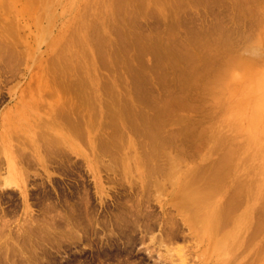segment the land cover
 Segmentation results:
<instances>
[{"label":"rangeland","instance_id":"rangeland-1","mask_svg":"<svg viewBox=\"0 0 264 264\" xmlns=\"http://www.w3.org/2000/svg\"><path fill=\"white\" fill-rule=\"evenodd\" d=\"M55 2L53 45L0 19V139L26 189L0 150V264H264V110L231 112L264 72V0Z\"/></svg>","mask_w":264,"mask_h":264},{"label":"bare ground","instance_id":"bare-ground-1","mask_svg":"<svg viewBox=\"0 0 264 264\" xmlns=\"http://www.w3.org/2000/svg\"><path fill=\"white\" fill-rule=\"evenodd\" d=\"M17 1H22L24 5L23 9L21 11H18L16 9V4ZM56 0H0V19H3L6 21V30L3 29V31L5 30L8 31L7 34L9 33H16V31L24 26V21L27 23L29 22L30 24V27H34V37H36L35 39L37 40L36 42L38 41H41V42H46V45H53V43H57V40L55 38V35L54 37L51 35L52 33V25L53 24V19H54V11H53V4ZM63 1V0H62ZM148 2V1H147ZM56 3V2H55ZM61 3V2H60ZM56 5V4H55ZM69 5V4H68ZM20 6V4H19ZM65 6V4H64ZM63 6V7H64ZM71 6V5H70ZM68 7V6H67ZM129 9V8H128ZM72 10V9H71ZM106 10V9H105ZM64 12V11H63ZM110 13V12H109ZM57 14V12H56ZM6 17H8L6 19ZM21 20H20V19ZM59 19V18H58ZM2 21V20H1ZM22 21V22H21ZM21 22V23H20ZM4 23V22H3ZM55 23V22H54ZM85 24V23H84ZM79 25V24H78ZM56 26V25H55ZM26 27V26H24ZM27 28V27H26ZM23 29V27H22ZM54 29V27H53ZM33 30V29H32ZM62 30V29H61ZM59 30V32L61 31ZM2 31V32H3ZM19 31V30H18ZM80 31V30H79ZM58 32V31H57ZM58 32V34H59ZM75 32V31H74ZM79 33V32H78ZM110 33V32H109ZM53 34V33H52ZM86 34V33H85ZM88 34V33H87ZM4 35V34H3ZM70 35V34H69ZM76 35V34H75ZM81 35V34H80ZM9 36H11V34H9ZM59 36H61L59 34ZM58 36V37H59ZM87 36V35H86ZM57 37V36H56ZM57 37V38H58ZM66 37V36H65ZM68 37V36H67ZM79 37H77L78 39ZM59 39V38H58ZM71 39V37H70ZM81 39V38H79ZM69 40V39H68ZM67 40V41H68ZM65 41V40H64ZM66 41V42H67ZM71 41V40H70ZM76 42V41H75ZM39 43V42H38ZM69 43V42H68ZM78 43V42H77ZM80 44V42H79ZM82 44V42H81ZM80 44V46H81ZM87 44V43H86ZM85 44V45H86ZM66 45V44H65ZM70 45V44H69ZM68 45V46H69ZM83 45V44H82ZM57 46V45H54V47ZM71 46V45H70ZM256 46V45H255ZM53 47V46H52ZM50 47V48H52ZM63 47V46H62ZM65 48V47H64ZM68 48V47H67ZM72 48V47H71ZM87 48V47H86ZM78 49V48H77ZM81 49V48H80ZM79 49V50H80ZM260 49V47L258 48ZM66 50V49H65ZM83 50V48H82ZM87 50V49H86ZM250 50H254L253 47L250 49ZM249 50V51H250ZM51 51V50H50ZM257 50H254L252 52V55L256 54L257 52H255ZM60 52V51H59ZM64 52V51H62ZM66 52H68L66 50ZM70 52V51H69ZM58 53V52H57ZM73 53V52H72ZM79 53V52H78ZM77 53V54H78ZM84 53V52H83ZM66 54V53H65ZM69 54V53H68ZM91 54V53H90ZM258 54V53H257ZM54 55V54H53ZM56 55V54H55ZM81 55V53H80ZM67 56V55H66ZM73 56V55H72ZM89 56V55H88ZM78 57V56H77ZM83 57V56H82ZM91 57V56H90ZM66 58V57H65ZM69 58V57H68ZM75 58V57H74ZM92 58V57H91ZM90 58V59H91ZM84 59H86L84 57ZM71 60V59H70ZM74 60V59H73ZM81 60V59H79ZM87 61V60H86ZM248 61V60H247ZM63 62V61H62ZM92 62V60H91ZM68 63V62H67ZM94 63V62H93ZM91 64V63H90ZM74 66V65H73ZM92 66H95L94 64ZM60 67V66H59ZM58 68V67H57ZM83 68V67H81ZM84 69V68H83ZM93 69V68H92ZM47 70V68H46ZM86 70V69H85ZM90 70V69H89ZM82 72V71H81ZM86 72V71H85ZM92 72V71H91ZM261 72V71H260ZM47 73V72H46ZM61 74V73H60ZM92 74V73H91ZM47 75V74H46ZM50 75V74H48ZM88 78V77H87ZM94 78V77H93ZM80 80V79H79ZM49 81V80H48ZM80 82V81H79ZM92 82V81H91ZM79 84V83H78ZM77 84V85H78ZM81 84V83H80ZM92 84V83H91ZM249 86V85H248ZM249 88V91H247L248 93L244 96V99L241 100L243 102L241 103H237L236 105H233L232 108H231V112L234 111L235 112V117L236 118H240V119H243L245 117V110H246V107H250V110H251V113H250V121L253 125H257L260 121H261V118H262V112L264 110V72H261L259 74V76H257V78L254 79L253 82H251V85ZM82 90V89H81ZM58 92V91H57ZM87 92V91H86ZM89 92V91H88ZM85 94V93H84ZM116 94V93H115ZM23 105V104H21ZM249 115V114H248ZM15 117V116H14ZM10 118V116H9ZM117 118V117H116ZM15 120V119H14ZM239 120V119H238ZM21 123V122H20ZM88 123V122H87ZM19 126V125H18ZM28 126V125H27ZM248 127V125H247ZM20 128V127H19ZM250 130V129H249ZM95 131V129H94ZM260 133L262 132H259L257 131V128H254L253 129V132L250 133V132H247L246 133V136H248V139H249V142L252 143V144H259L260 146V143H263L261 142V135ZM3 134V133H2ZM13 135V134H12ZM92 135V134H91ZM3 136H6V134ZM32 136V135H31ZM30 136V137H31ZM64 136V135H63ZM33 137V136H32ZM264 138V137H263ZM27 139V138H26ZM32 141V140H31ZM263 141V140H262ZM28 142V141H27ZM95 143V142H94ZM30 144V142L28 143ZM33 145V144H32ZM72 145V144H71ZM76 145V144H75ZM248 145V144H247ZM24 146V145H23ZM257 146V145H256ZM10 143L9 141H6L5 138H2L0 139V150L2 152V155L5 157L6 159V164H7V168H8V172L6 171V176L3 180V185L5 188H11V189H16L21 197L23 198V200H25V183H24V180L23 178H21L20 174L17 172L16 168H15V160H14V157L11 153V150H10ZM33 147V146H32ZM248 147V146H247ZM254 147V145H253ZM22 148V146H21ZM90 148V147H89ZM88 148V149H89ZM24 149V147H23ZM67 149V148H66ZM25 150V149H24ZM79 151H80V148H79ZM91 151V150H90ZM95 151V150H94ZM233 151V148H229V153H228V156H227V160H229L230 157H232V155L230 156V152ZM92 152V151H91ZM258 152V151H257ZM261 153V152H260ZM35 154V153H34ZM80 154V152H79ZM262 155V153H261ZM94 158V157H93ZM142 158V157H141ZM150 158V157H149ZM88 159V158H87ZM161 160V159H160ZM171 161V160H170ZM175 161V160H174ZM124 162V161H123ZM174 163V162H173ZM172 163V166L174 165ZM94 165V164H93ZM144 166V165H143ZM162 166V165H161ZM176 166V165H175ZM154 167V166H153ZM152 167V168H153ZM165 167V166H164ZM170 167V165H169ZM144 168V167H143ZM167 168V167H166ZM178 168V167H177ZM171 169V168H170ZM170 169L168 171H170ZM176 169V168H174ZM168 171H163L167 172ZM174 171V170H173ZM181 171V170H180ZM177 172V171H176ZM175 172V173H176ZM225 172V171H224ZM224 172H217L215 174V177H220L224 174ZM152 174V173H151ZM173 174V173H171ZM260 174L263 175V177L261 178L260 176V180H258L257 183H255V186H256V192L258 191V193H255L254 194V198L255 199H259L262 195V193L264 192V167H262L260 169ZM46 175V174H45ZM163 175V174H162ZM165 175V174H164ZM181 175H182V172H181ZM220 175V176H219ZM255 175V174H254ZM169 176V175H168ZM178 176V175H176ZM175 176V177H176ZM180 176V175H179ZM47 177V176H46ZM170 177V176H169ZM174 177V176H173ZM174 177V178H175ZM164 178V177H163ZM182 178H183V175H182ZM166 179V178H165ZM168 179V178H167ZM185 180V179H183ZM172 182V181H171ZM169 182V184L171 183ZM172 184V183H171ZM230 187V186H229ZM253 187V186H252ZM162 190V189H161ZM178 190L180 192H178ZM177 192L180 193L179 196L181 198V200L183 201V204H185V206H195L196 209L198 208H201V209H204L205 210V214L203 213V215L201 216H197L195 217V220L193 218V221L195 223H197V225L199 226L198 228H200L201 230V233H214L220 226V221H217V218H218V211H216L217 209L214 208V205H213V210L210 208V206L207 208L206 206L208 204H210L211 202L209 201V196L205 195V194H200L198 193L195 189H192V188H189L187 189V186L185 185L184 186H181L180 189L178 188ZM177 193V194H178ZM264 195V194H263ZM178 197V196H177ZM247 197V196H246ZM262 198V197H261ZM247 199V198H246ZM245 199V201H246ZM221 201V200H220ZM219 202V201H218ZM251 203H252V200H251ZM254 203V202H253ZM215 204V203H214ZM250 204V202H249ZM212 205V204H211ZM245 205V204H244ZM255 205V204H254ZM212 207V206H211ZM215 207H217V205H215ZM243 207V206H242ZM250 208H252L251 206H249ZM244 208V207H243ZM246 208H247V205H246ZM248 208V209H250ZM254 208V206H253ZM252 208V209H253ZM211 209V210H210ZM246 210L244 209V212ZM250 211V210H249ZM252 211V210H251ZM192 212V211H191ZM197 213V211H196ZM247 213V212H246ZM245 214V213H244ZM251 214V213H250ZM194 215L196 216V214L194 213ZM193 215V217H194ZM238 215V214H237ZM241 215V214H240ZM252 216V214H251ZM240 217V216H239ZM243 217V216H242ZM241 217V218H242ZM249 218V217H248ZM253 218V217H252ZM244 219V218H243ZM192 220V219H191ZM248 220V219H247ZM238 221V220H237ZM236 221V222H237ZM243 221V220H240V222ZM183 222V221H182ZM235 224V223H234ZM238 225V222L236 223ZM248 224V223H247ZM191 225V224H190ZM236 225V226H237ZM250 225V224H249ZM247 226V225H246ZM261 226V225H260ZM1 227V226H0ZM233 227V226H232ZM4 228V226H3ZM2 229V228H1ZM237 229V228H236ZM236 231V230H235ZM199 232V231H198ZM229 232V231H228ZM227 232V233H228ZM200 233V232H199ZM230 235V234H229ZM149 237V236H148ZM161 237V236H160ZM201 237V236H200ZM199 237V238H200ZM3 239V237H2ZM150 239V238H149ZM153 240V239H152ZM151 241V240H150ZM229 242V241H228ZM225 241L222 240L221 238L220 239H217L215 241V244L218 246V250H221L224 248L225 246ZM227 247V245H226ZM216 249V252H220ZM172 251V250H171ZM205 253V252H204ZM171 256V253H169ZM168 255V254H167ZM6 257V256H5ZM167 257V256H166ZM172 257V256H171ZM209 257V256H208ZM170 258V257H169ZM173 258V257H172ZM167 260V259H166ZM171 261V260H170ZM155 264V263H154Z\"/></svg>","mask_w":264,"mask_h":264}]
</instances>
